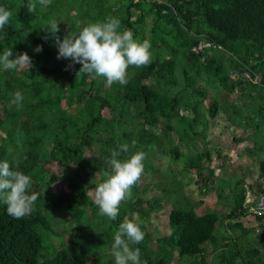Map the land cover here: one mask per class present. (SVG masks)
<instances>
[{"label": "trees", "instance_id": "obj_1", "mask_svg": "<svg viewBox=\"0 0 264 264\" xmlns=\"http://www.w3.org/2000/svg\"><path fill=\"white\" fill-rule=\"evenodd\" d=\"M28 2L0 0L12 11L8 25L0 30V55L12 48L13 58L27 52L33 63L21 75L0 66V106L22 116L17 127L0 120L15 155L1 148L0 160L8 159L14 169L31 177L38 199L35 210L23 218L10 216L0 201V264H86L91 256L111 247L114 241L109 237L129 213L148 216L161 208L158 198L145 200V204L138 181L131 199L121 202L115 220L99 214L91 190L105 179L113 150L128 145V151L118 157L122 160L144 152V170L153 171L151 158L162 152L165 138L174 131L179 141L173 143V135L169 137L173 144L168 153L175 159L188 156L184 169L191 168L204 182L209 181L202 171L210 153L192 146L204 137L198 103L208 96L207 83H217L229 92L238 83L244 84L229 76L243 65L262 73L264 83V0H116L113 4L104 0L101 5L97 0H51L43 10L37 4L33 13L27 10ZM53 15L60 22L61 40L91 22L116 17L120 31L128 29L135 39L150 41L151 62L129 66L125 85L107 86L104 77L78 74L81 65L58 59L55 39L43 29ZM202 36L221 47L196 55L193 49ZM39 45L42 51L34 58ZM16 92L23 95L20 105L14 103ZM68 104L73 105L72 112ZM189 111L194 116L187 115ZM15 128L18 132L13 135ZM17 136H21L19 142L14 140ZM181 145L189 147L188 155L182 153ZM52 186L56 193H51ZM63 211L67 215L60 219L57 214ZM247 213L244 193L237 191L227 214L230 227L246 234L238 219ZM225 218L216 209L199 214L195 207L174 205L169 212V232L158 235L156 247L150 246L154 232L145 223H139L145 238L133 247L140 248L142 264H171L176 255L209 264V251L216 254L218 264H264L260 245L244 248L235 237L216 235ZM72 222L76 224L73 229ZM59 223L64 224V232H57ZM67 230L74 232L65 246L53 255L44 250L46 232V236L51 231L67 238ZM261 239L264 242V229ZM99 262L115 264L107 252L96 258Z\"/></svg>", "mask_w": 264, "mask_h": 264}, {"label": "clouds", "instance_id": "obj_2", "mask_svg": "<svg viewBox=\"0 0 264 264\" xmlns=\"http://www.w3.org/2000/svg\"><path fill=\"white\" fill-rule=\"evenodd\" d=\"M51 0H29L26 5L29 13L37 9H46ZM12 13L0 5V30L8 25ZM120 20L109 16L105 20L91 22L78 33H68L61 40L60 22L50 20L46 27L49 36L54 37L58 48V59H71L73 64H80L78 74L104 77L107 86L113 83L127 84L129 66L143 67L151 62V43L145 39L142 42L134 38L131 30L120 31ZM49 36L44 38L47 40ZM42 51V45L35 49ZM14 53L12 48H6L0 55V66L3 70H20L32 65L27 52ZM23 95L15 93L14 103L20 105ZM128 145L121 146L120 151L113 150L107 161L109 170L104 172L105 179L94 191V203L99 208V214L115 220L119 215L121 202L131 199L132 188L144 173L145 153L136 152L127 159H119L121 152H127ZM38 194L32 191V179L22 171L14 169L8 159L0 160V201L6 205L7 213L14 218H23L35 210ZM145 238L139 223L135 218L125 217L114 233L111 254L115 264H142L139 245Z\"/></svg>", "mask_w": 264, "mask_h": 264}, {"label": "rangeland", "instance_id": "obj_3", "mask_svg": "<svg viewBox=\"0 0 264 264\" xmlns=\"http://www.w3.org/2000/svg\"><path fill=\"white\" fill-rule=\"evenodd\" d=\"M97 1L99 5H101L103 4L104 0H97ZM115 1L116 0H110L112 4ZM0 5L5 6V4H0ZM5 7L12 13V11L7 6ZM55 17L57 19L58 16L55 15ZM50 20H54V15L50 19L46 20V24H48ZM146 25H147V29H149L151 25L150 19H148ZM3 38H5V35ZM33 57L34 58L38 57V52L34 51ZM26 68L27 67L17 70L18 72L17 74L21 75L22 72ZM207 85L212 86L210 85V83H207ZM202 103L203 102H199L198 104L200 105ZM72 106L73 105L68 104L69 112H72ZM7 111H8L7 109L0 106V120L5 119L6 121L12 123L15 126L18 125L20 123L22 116L20 114L11 113V111L10 112H7ZM160 125H161L160 127H162L164 123ZM16 129L17 128L14 129L15 131L13 135H15L16 131L18 132V130ZM157 131L161 133V129L158 127H157ZM262 131L264 132V124L262 125ZM171 135H173V139H172L173 143H177L179 141V137L174 131L169 136H167L165 138V142L162 145V150H161L162 152L158 155H156L155 153V155L151 158L153 171L144 170V173L142 174L139 180V188H141L140 195L143 198V201L148 200V199L158 198L161 203L160 205L161 208L159 207L158 209L151 210L148 216H141L137 212L132 213V214L129 213L127 215L129 219L135 218L137 223H145L150 228V230L154 232L153 238L151 239L152 241L150 242V246L152 247H156V244H157L156 239L159 234H166L169 232V223H168L169 212L173 208L174 205H179L180 207H183V208L195 207V210L199 214L204 213L207 208H210V209L215 208L219 213L225 214V215H227L228 210H229V209H226V206L228 207V205H226L225 199L224 201L219 202V199L215 195L216 193L215 192L213 193L214 189L211 188L209 184L210 182L209 183L204 182L202 176H199L195 170L191 168L184 169L185 166L183 165L184 163L187 162L188 156H181L179 159H175L173 158L171 154L168 153L169 148L173 144L169 140V137ZM12 136H10V139H12ZM7 137H8L7 131L5 129L0 128V149L3 148L7 154L13 152V155H14V151H12L11 149L12 142L10 140H7L6 139ZM20 137L21 136H17L16 139H14L15 142H19L18 140ZM4 141H5V144H4ZM214 143L215 142L213 141L207 142V139L203 137V139H197L195 144L192 143V146L193 148L200 149V150H204L206 148L214 156L215 149H216V145L214 146ZM3 145L6 148L3 147ZM223 145L225 146V143H223ZM180 148H181L182 153H184V155H188L189 147L187 145H183V146L181 145ZM6 157L7 155L5 156V158ZM203 163H204V168L202 171L203 176L210 177L209 170H208L209 168L207 167L208 166L210 167L211 165L216 167V165L218 164V161L208 160L207 158H205ZM56 165L54 166L53 169H56ZM66 175H68V173H65V175H63V178L66 179ZM214 176L215 175L211 177H214ZM43 187H44V182L41 183V188ZM62 189L63 188L60 185L59 190H62ZM203 189H207L206 191H208V194L211 193V198L209 199L208 202L205 200L206 194H203ZM52 190L56 193L54 186H52L51 188V193H52ZM94 191L95 189L91 190L92 197H94ZM218 191H221V189L220 190L218 189ZM145 204L147 205L146 201H145ZM66 215L67 213L63 211L61 213H58L57 217H59L60 219H63V218L65 219L64 216ZM225 219L223 220V222L220 223V225L218 224L217 230L215 232L216 235H219V238L222 239V237H226V238L235 237L236 240H238L239 244L242 245L244 248L254 247L255 245H260L262 248V252L264 253V242L261 239L263 229L262 227L258 226V223L256 222V220H253L251 224H247L248 222L247 220H245V222L244 220L241 222L242 224L245 223L247 227H250L248 229L252 230L250 234L249 233L244 234L241 228L240 229L229 228V226L225 222ZM95 221L98 222L97 220ZM63 226H64L63 223L57 224L56 226L58 230L57 232L59 233L64 232ZM75 227H76V224L72 222V229ZM71 230H67L66 232L67 238L62 237V236L61 237L55 236L56 234H53V232L51 231L48 234V236H46V233H47L46 232L44 236V250L49 252L51 255H53L58 249L66 245L68 238L69 237L71 238L70 235H72L75 229L73 231ZM69 231H71L70 234H69ZM113 237L114 236L109 237V238L113 239ZM103 250H102L103 252L99 251L98 255L91 256L86 264H96V258L98 256L103 255L105 252L111 254V247H107L106 249H103ZM206 257L208 258L209 264H218L219 262L216 254L213 251H209ZM102 260L107 261V259L105 258H103ZM102 260L101 262H103ZM192 263L202 264L201 262H199L198 260L194 258H188V257L179 258L178 255L175 256V260L171 264H192ZM98 264H100V262Z\"/></svg>", "mask_w": 264, "mask_h": 264}, {"label": "crops", "instance_id": "obj_4", "mask_svg": "<svg viewBox=\"0 0 264 264\" xmlns=\"http://www.w3.org/2000/svg\"><path fill=\"white\" fill-rule=\"evenodd\" d=\"M243 83H238L230 92L226 88H220L217 83L206 89L208 96L199 105L202 115L199 129L207 142L213 141L214 146L216 145L214 156L209 151L210 160L218 161L216 167L211 165L208 169V183L214 189L213 193H216L219 202L225 199L229 213L237 191L242 190L248 213L238 220H247V224L256 220L258 226L264 229L261 221L257 220L259 216L251 210L264 189V83ZM187 115L194 116L190 111ZM213 175L215 176L211 177ZM206 190L203 189V194H206L205 200L208 202L211 193L208 194ZM223 215L227 218V215ZM229 220L225 219L229 228L240 229L230 227ZM242 225L247 230L246 234H250V227L245 223Z\"/></svg>", "mask_w": 264, "mask_h": 264}, {"label": "built area", "instance_id": "obj_5", "mask_svg": "<svg viewBox=\"0 0 264 264\" xmlns=\"http://www.w3.org/2000/svg\"><path fill=\"white\" fill-rule=\"evenodd\" d=\"M215 46L221 47L220 45H217V43L211 38L202 36L199 42L195 45L193 50L196 55H200V54H204L207 50H210ZM229 76L235 81L243 80V81H253L256 84L263 83L262 73L257 72L255 69H253L248 65H243L239 69L231 71L229 73ZM251 210L255 215L261 217V223L264 226V189L259 195L256 205Z\"/></svg>", "mask_w": 264, "mask_h": 264}]
</instances>
